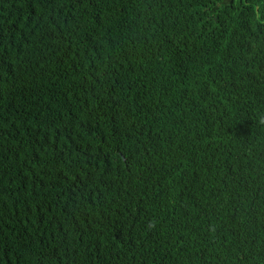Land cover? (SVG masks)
Instances as JSON below:
<instances>
[{"label":"trees","instance_id":"1","mask_svg":"<svg viewBox=\"0 0 264 264\" xmlns=\"http://www.w3.org/2000/svg\"><path fill=\"white\" fill-rule=\"evenodd\" d=\"M0 264H264V0H0Z\"/></svg>","mask_w":264,"mask_h":264}]
</instances>
